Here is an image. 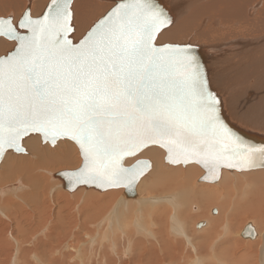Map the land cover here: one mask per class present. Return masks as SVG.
Masks as SVG:
<instances>
[{
	"label": "snow or ice",
	"instance_id": "obj_1",
	"mask_svg": "<svg viewBox=\"0 0 264 264\" xmlns=\"http://www.w3.org/2000/svg\"><path fill=\"white\" fill-rule=\"evenodd\" d=\"M159 0H29L0 13V164L64 146L80 187L135 193L156 171L264 169V145L235 134L196 45ZM203 225H198L202 227ZM245 234L254 237L249 226Z\"/></svg>",
	"mask_w": 264,
	"mask_h": 264
},
{
	"label": "bare ground",
	"instance_id": "obj_2",
	"mask_svg": "<svg viewBox=\"0 0 264 264\" xmlns=\"http://www.w3.org/2000/svg\"><path fill=\"white\" fill-rule=\"evenodd\" d=\"M210 1L213 0H164L166 6L168 4L171 7L170 14L175 21L173 33L181 40L190 41L199 47H210L212 49L213 54L211 51L204 52V55H212L208 56V61L205 63L208 69L213 70L209 72L212 88L221 91L219 96L222 98L225 117L231 123L240 127L246 137H249L251 133L264 137V133L263 135L260 133L264 129L260 126L257 119L258 112L264 111V93L249 96L243 90L247 82L258 81V78L264 75V0L256 2V4L261 1L263 3L261 17L260 22L249 27L250 33L244 35L230 30L234 34L228 37L224 34L221 37H216L210 31L225 32L226 26L224 23L234 20L240 23L238 25H241V28H245L249 25L248 19L250 18L247 16V11L254 7L255 4L250 5V0ZM28 2L29 0H0V13L12 12L14 15L19 16L21 6ZM255 9H251L250 14ZM212 12H217V16L212 14ZM205 20L208 21L207 25L204 23ZM237 38L241 39L232 40ZM246 91L251 92L248 89ZM260 128L261 130L259 131ZM35 143V141L29 143V147L33 149V156H10L3 164H0V262L2 261V264H7L10 260L18 262L17 260L22 258L19 257L23 250L22 245L29 244H24L25 241L30 242L40 236L41 233L44 234L46 232H48V237H50L55 232H59L60 229H66V227H68L66 232H71L78 223L76 213H74L75 209H77L75 208V203L68 200L66 202L67 214L65 221H63L62 217V209H59L58 217L48 214L47 217L45 215L39 221L37 226L35 223H30L29 234H25L24 231L26 230L21 225H17V237L13 236L12 220L8 216L11 215L9 208L16 205V198L26 199L25 195L29 194V199L31 196V199L35 200L36 196H39L42 191L45 197L47 195L44 200L53 201L50 197L54 198L56 188L61 191L64 190L66 193L68 191L57 174L64 170H71L79 164V157L74 153L69 154L65 151L64 146L56 150L47 149L37 154L33 147ZM153 158L156 164L153 178L149 183L146 182L137 187L135 197H129L125 190L121 188L111 190L109 199L103 201L100 197L91 199L87 197L90 190L100 192L99 190L85 187L78 189V195L82 194L83 197H87L85 205L87 211H102L100 214L106 216L102 224L107 223L108 228L115 226L114 232L116 228H120V225L125 222V209L128 208L127 210L131 214L135 203L145 207L153 205L156 209L166 208L169 212L173 208L180 211L182 207V210L191 209L196 211L193 215L196 220L194 227L202 224V227L205 225L204 229H206L211 221L208 211L212 212V215L213 213L217 214L214 217L215 219L225 212L222 205L215 206L218 199L223 197L224 200L226 195V203H228L230 198L237 192L236 198H242L243 201L238 200L235 205V208L240 213V215L236 216V219L240 220L239 227L236 232L234 231L235 234L233 235L235 238L241 239V234L246 226L252 224L251 226L255 232V240L252 238L254 240L252 243L258 248L257 255L261 258L260 264H264V169H255L247 172H229L224 170L222 179L218 183H206L200 181V177L204 175V170L199 166L174 168L163 163L162 154H155ZM214 184H218L220 187H213ZM245 186L247 190L242 193ZM28 189L30 190L27 191ZM37 189H39L38 193ZM141 189H144V191H140ZM68 194L74 196L76 192L70 193L68 191ZM146 203H149V205ZM182 210L180 213L184 215L185 211ZM242 210H244L243 214L247 215L246 217H241ZM4 211H7L8 214ZM78 213H80L79 210ZM190 214L193 213L189 212ZM250 217L257 219V223L251 221L253 223L245 224ZM90 218L92 217L88 214L86 221L90 222ZM99 218L94 220L95 224L98 223ZM128 218L129 216L126 217V219ZM174 220L165 224L167 227L170 226L169 230L172 234L177 235L180 232V225ZM181 227L189 235L188 230L184 229L183 220L181 221ZM224 227L226 228L227 225H224ZM90 232H88L87 237L93 239L92 235L89 234ZM193 233L200 234L201 230L195 228ZM69 239L62 238L60 240L66 243ZM111 239L113 240V238H110V243L112 244ZM13 240L17 247L10 243ZM173 243L174 241L166 239V244L162 242L160 246H156L159 252L166 254L160 255L161 258L165 256L164 258L168 259V254L172 255L175 253L176 249ZM37 244V249H42L46 245L43 239L38 240ZM68 246L73 251L79 248L78 244L72 245L68 243ZM24 247L26 248V246ZM10 249L14 250L12 256ZM205 249L203 248V250ZM27 250L24 255L31 257L30 254L33 252H30L31 250L29 251V249ZM179 256H182L180 252ZM34 258L36 260V257ZM160 261L163 262V259H160ZM13 262L11 264L15 263ZM35 262H38L35 264H39L40 261L36 260Z\"/></svg>",
	"mask_w": 264,
	"mask_h": 264
},
{
	"label": "rangeland",
	"instance_id": "obj_3",
	"mask_svg": "<svg viewBox=\"0 0 264 264\" xmlns=\"http://www.w3.org/2000/svg\"><path fill=\"white\" fill-rule=\"evenodd\" d=\"M257 1L258 0H250V5L255 4L251 9H256L252 14H250L251 9L247 11V16L250 18L248 19L249 25L245 28H241V25H238L240 23L235 22L234 20L232 22L224 23L226 26V33L214 31L210 32H212V34L216 37H221L222 34L227 37L229 35H233L234 33H231L230 30L244 35L250 33L248 30L249 27L257 22H260L263 3L261 1L259 4H256ZM212 14L217 16V12H212ZM204 23L207 25L208 21L205 20ZM238 39L239 38L232 40L235 41ZM208 70L209 72L213 71L211 69ZM258 79V81L247 82L244 85L243 90H245L246 95L256 96L260 93H264V75ZM247 89L251 92H247ZM214 90L218 94H221L220 90ZM257 119L260 126L264 129V111L258 112ZM260 130L261 128L259 131ZM260 133L263 135L264 131H260ZM163 163L165 164L164 161ZM213 187H220V185L214 184ZM29 190L30 189L27 191ZM246 190L247 187L245 186L242 193H245ZM63 191L56 188L54 198L50 197L53 201L44 200L47 195L45 197L43 195L44 192L42 191L39 196H36L35 200L31 199V196L29 199V194L25 195L26 199L16 198V205L9 208L11 215L8 216V218L12 220V223H10L12 224L14 230L13 236L15 235L17 237V225H21V227L27 231H24L26 234L31 229L29 226L30 223H35L37 226L39 221H41L45 215L47 217L48 214H52L53 217H58L59 209H62L61 213L63 221H65L67 214L66 202L68 200L75 203V208L77 209H75L74 213H76L78 223L76 228H74L71 232L67 233L66 229H68V227H66V229H60L59 232H55L50 237H48V232H46L44 234L41 233L40 236L30 242L25 241L24 244L29 243V246L26 244L24 245L26 246L25 248L22 245L23 250L19 254V257L22 258H19L17 260L18 262L14 261L15 263L10 260L7 264H11L12 262L14 264H35L38 263L35 262L36 260L40 261L39 264H260L261 262V258L257 255L258 248L252 243L255 239L253 240L252 238H245L243 236H241V239H237L233 235L235 234L234 231L236 232L239 227L240 220L236 219V216L240 215V213L235 208V205L238 200L243 201L242 198H236L237 192H235V195L230 198L228 203H226V195L224 200L223 197L218 199L215 206L217 207V205H222L225 212L221 213L220 216L215 219L214 217H216L217 214L213 213L212 215V212L208 211L211 221L210 225H208V228L206 229H204L205 225L201 228L198 226L194 227L196 220L193 215L196 213L195 210H182L181 207L180 211H185V214L183 215L180 211H177L176 208H173L172 211L169 212L166 208L156 209L153 205H149V203H146L149 205L148 207L143 205L140 206L138 203H135L131 210V214L128 212V208L125 209L124 223L126 224L122 223L123 225H120L122 228L119 226L121 229L116 228L113 232L115 226L108 228L107 223H103L104 225L102 224L104 217H106L105 215L103 216L100 214L102 211L98 210L95 212H88L85 207L87 197L90 199L100 197L103 201H105L109 199V194L112 191L103 193V191L95 192L90 190L87 197H83L82 194L78 195L77 191H75L76 195L74 194V196L68 194V191L67 193ZM140 191H144V189H141ZM38 192L39 189H37V193ZM78 210L80 213H78ZM243 211L244 210L241 212V217H246L247 215H244ZM4 212L8 214L7 211ZM189 212L193 214L189 215ZM88 214L92 217L90 218V222L86 221ZM99 215H102L101 218H99ZM127 215L129 216L128 219H126V217H128ZM96 217L100 219L97 224H95L96 222L94 221L97 220ZM173 219H175L174 221L180 225V232L177 235L174 233L172 234L169 230L170 226L167 227L165 224L167 222H171ZM182 220L184 221V229L188 230L189 235H187L181 227ZM248 220L249 221H246L245 224H248L251 221H255L257 223V219L252 217ZM163 224L165 225L164 227ZM63 225L66 226L65 224ZM224 225H227V227L225 228ZM195 228L201 230V233H193ZM88 232H90L89 234L92 235L93 239L87 237ZM71 234L73 235L71 236ZM62 238L70 239L68 242L64 243L60 240ZM110 238H113L114 244L112 239V244L110 243ZM40 239H43L46 245L42 249H37L36 246H38L37 243ZM166 239L174 241L173 246L176 249L174 254H168V259H165V256L161 258L160 255L166 254L159 252V249L156 248V246H160L162 242L166 244ZM10 243L17 247L14 240L10 241ZM68 243H71L72 245L78 244V250H71ZM203 248L206 249L203 250ZM27 249H29V251L31 250L30 252H33L30 254L31 257H28L29 255H24ZM55 250L56 252H54ZM13 251L14 250L10 249L11 256ZM179 252L182 254L181 257L179 256ZM34 257H36V260ZM160 259H163V262H161ZM0 264H2V261Z\"/></svg>",
	"mask_w": 264,
	"mask_h": 264
},
{
	"label": "water",
	"instance_id": "obj_4",
	"mask_svg": "<svg viewBox=\"0 0 264 264\" xmlns=\"http://www.w3.org/2000/svg\"><path fill=\"white\" fill-rule=\"evenodd\" d=\"M159 3H160V5L161 6H163L165 9H166V11L170 14V10H171V7L170 6H168V4H167V6H166V4L164 3V0H159ZM170 16H171V14H170ZM172 17V16H171ZM173 18V17H172ZM196 51H197V54H198V56H199V58H200V60H201V63L204 65V66H206V68H207V65H206V61H208V56H212L211 54H205L204 55V52L205 51H211L212 52V54H213V51H212V49L210 48V47H199V46H197L196 47ZM207 70H208V68H207ZM208 73H209V70H208ZM214 90V89H213ZM215 91V90H214ZM221 98V97H220ZM222 99V98H221ZM223 115H224V118L226 119V121H227V123L229 124V126L232 128V130H233V132L235 133V134H237L238 136H240L241 138H243V140L245 141V142H247V143H249V144H251V145H256V146H261V145H264V137H260L259 135H255L254 133H251V135H249V137H246L245 136V134L242 132L243 130L240 128V127H238L237 125H235V124H233V123H231L226 117H225V114H224V112H223ZM242 131H241V130ZM249 133V132H248ZM64 171H66V170H64ZM61 172H63V171H61ZM61 172H59L58 174H57V176H59L61 179H62V181H63V184H64V186H65V188H66V190H68L70 193H73V192H75V191H71V190H69V188H68V186H67V181L60 175V173ZM201 181V180H200ZM203 182V181H202ZM80 188H83V187H80ZM79 188V189H80ZM85 188H87V189H90V188H88V187H85ZM95 189V188H94ZM97 190V189H96ZM77 191V190H76ZM100 191V190H99ZM129 197H135L136 196V191H135V193H126ZM249 226H251V225H248V226H246V228L244 229V231H243V233H242V236L243 237H250V238H255V235H254V237H252V236H248V235H246L245 234V230L249 227ZM251 228L253 229V227L251 226ZM255 233V232H254Z\"/></svg>",
	"mask_w": 264,
	"mask_h": 264
}]
</instances>
